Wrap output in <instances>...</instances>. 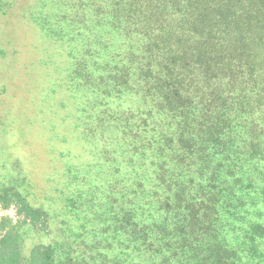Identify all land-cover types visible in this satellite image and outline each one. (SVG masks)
<instances>
[{
	"label": "trees",
	"instance_id": "obj_1",
	"mask_svg": "<svg viewBox=\"0 0 264 264\" xmlns=\"http://www.w3.org/2000/svg\"><path fill=\"white\" fill-rule=\"evenodd\" d=\"M21 1L0 264H264V0Z\"/></svg>",
	"mask_w": 264,
	"mask_h": 264
},
{
	"label": "rangeland",
	"instance_id": "obj_2",
	"mask_svg": "<svg viewBox=\"0 0 264 264\" xmlns=\"http://www.w3.org/2000/svg\"><path fill=\"white\" fill-rule=\"evenodd\" d=\"M19 1L22 3L21 0ZM29 30H31L29 23L22 24L20 21L13 20L12 14L11 16L10 14L7 16L0 15V178L3 176L1 171H6L3 168L4 166L8 165L9 167L22 168L26 165V158L29 159L22 153L15 152V150H18L16 148V145H18L17 136L21 137V134L18 132V128L14 129V123L9 121L12 119L11 116L16 115L13 114L14 110L9 108V103L13 100V97L16 96L17 90H21L24 96L29 98V101L32 94L31 92L34 90L32 88L33 70L30 68L26 70L27 75L25 81L27 83H25L26 85L22 84L25 89L22 87L20 88L19 84L14 82L17 74H20L16 69V57H19L16 53V48L23 49L24 46H20L22 44L30 48L33 35ZM26 54L27 52L25 49L20 56H25ZM45 58L49 61V56ZM15 71H17V74ZM19 209L20 207L13 202L12 199L8 205H6L3 200H0V237L7 233L15 224L23 221L24 218L23 215L19 213ZM261 211L264 218V203H262ZM37 231L36 228L25 227L26 243H35L36 240L39 239L37 237ZM41 233H43V231H41ZM41 239L47 241L49 236L42 234Z\"/></svg>",
	"mask_w": 264,
	"mask_h": 264
}]
</instances>
